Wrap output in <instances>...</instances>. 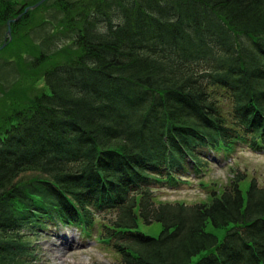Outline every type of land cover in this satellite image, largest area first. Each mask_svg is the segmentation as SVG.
Wrapping results in <instances>:
<instances>
[{
  "label": "trees",
  "instance_id": "obj_1",
  "mask_svg": "<svg viewBox=\"0 0 264 264\" xmlns=\"http://www.w3.org/2000/svg\"><path fill=\"white\" fill-rule=\"evenodd\" d=\"M19 8L0 0V25ZM45 25L64 62L19 46ZM12 29L7 51L32 54L47 90L0 129V264L32 259L53 226L97 233L117 264H264L256 179L243 188L238 174L193 205L154 189L238 145L264 153V0H49ZM141 223L161 224L159 237Z\"/></svg>",
  "mask_w": 264,
  "mask_h": 264
},
{
  "label": "rangeland",
  "instance_id": "obj_2",
  "mask_svg": "<svg viewBox=\"0 0 264 264\" xmlns=\"http://www.w3.org/2000/svg\"><path fill=\"white\" fill-rule=\"evenodd\" d=\"M37 0H17L20 6ZM51 4L40 10L39 15L46 20L53 18L55 12L49 10ZM39 17L38 22L42 21ZM51 27L43 26L32 30H24L23 35L27 36L21 40V48L24 49L33 45V41L39 43L41 50H47L49 54L52 43L49 42L48 36ZM7 36V26L0 25V45L5 41ZM15 38L11 32V41L7 51ZM72 47V46H71ZM69 47V48H71ZM36 49V54L37 50ZM72 52L71 50H69ZM55 52V51H54ZM57 54V53H55ZM21 56V57H20ZM52 60L64 62L66 58L63 54H51ZM34 56L21 55L5 52L0 56V129L3 125L4 118L11 113L12 109H17L25 104L29 99L40 94V91L47 90V85L43 78H40V72L31 68L30 63ZM37 73L40 80L37 79ZM213 158L214 164L210 165V170L204 172L199 177H190L186 183L179 180L175 189H164L168 185H156L158 203H186L195 204L210 200V194L213 190L218 193L231 183V180L238 174H246L247 179L243 182V188L247 187L252 179H256L258 184L264 185V154H256L247 150L246 145H238L235 151L229 156L220 154ZM210 197V198H209ZM110 217V216H109ZM47 233H42L39 237L32 240L35 256L28 261L17 264H117V256L112 250L98 241L97 233L91 236H81V230L74 227L58 228L49 227ZM140 230L146 235L159 237L162 231V225L154 223L152 225H140ZM209 231L221 236L222 230L209 228ZM81 237H84L83 239ZM31 261V262H30Z\"/></svg>",
  "mask_w": 264,
  "mask_h": 264
},
{
  "label": "water",
  "instance_id": "obj_3",
  "mask_svg": "<svg viewBox=\"0 0 264 264\" xmlns=\"http://www.w3.org/2000/svg\"><path fill=\"white\" fill-rule=\"evenodd\" d=\"M47 0H40L38 3H36L33 6L30 7H26L24 10V14L27 13L29 10H34L37 9L38 7H40L42 4H44ZM22 15H19L18 18L16 19H11L8 21L7 25H8V32H7V37L10 39L11 38V24L15 23L17 20H19L21 18ZM7 46V43L5 42L1 47H0V51L3 50L5 47Z\"/></svg>",
  "mask_w": 264,
  "mask_h": 264
}]
</instances>
